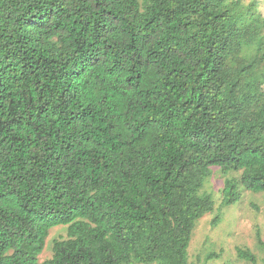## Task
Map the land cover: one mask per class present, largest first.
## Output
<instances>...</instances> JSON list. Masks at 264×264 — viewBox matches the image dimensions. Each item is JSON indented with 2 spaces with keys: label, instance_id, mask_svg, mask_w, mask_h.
I'll return each instance as SVG.
<instances>
[{
  "label": "trees",
  "instance_id": "16d2710c",
  "mask_svg": "<svg viewBox=\"0 0 264 264\" xmlns=\"http://www.w3.org/2000/svg\"><path fill=\"white\" fill-rule=\"evenodd\" d=\"M216 169L264 192L261 0H0V264H204Z\"/></svg>",
  "mask_w": 264,
  "mask_h": 264
},
{
  "label": "rangeland",
  "instance_id": "374dc122",
  "mask_svg": "<svg viewBox=\"0 0 264 264\" xmlns=\"http://www.w3.org/2000/svg\"><path fill=\"white\" fill-rule=\"evenodd\" d=\"M261 10L264 12V0H261ZM224 174L216 169L207 179L204 191L212 194L215 207L206 213L195 224L189 246V256L192 263L201 260L204 264H262L264 252L258 247L256 237L260 231L264 240V192L254 193L242 190V197L235 203L222 206V187ZM61 227L51 230L49 239L63 234ZM40 263L51 256L50 240ZM249 248L257 256V262L240 260L236 248ZM214 254L210 260L206 257Z\"/></svg>",
  "mask_w": 264,
  "mask_h": 264
}]
</instances>
